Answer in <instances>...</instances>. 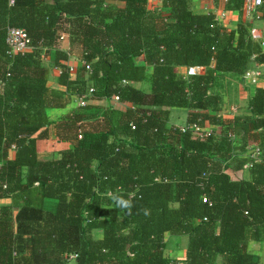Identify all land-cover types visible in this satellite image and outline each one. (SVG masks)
Listing matches in <instances>:
<instances>
[{"label": "trees", "instance_id": "obj_1", "mask_svg": "<svg viewBox=\"0 0 264 264\" xmlns=\"http://www.w3.org/2000/svg\"><path fill=\"white\" fill-rule=\"evenodd\" d=\"M148 2L0 0V199L11 200L0 204V264H68L70 254L75 264H259L250 243L264 241V87L232 118L218 89L252 57L264 62V49L245 22L230 29L190 0H163L169 16ZM10 27L26 30L33 48L9 55ZM43 54L66 90L48 85ZM193 65L205 73L176 71ZM90 87L89 101L117 95L130 105L88 102L66 114L53 133L71 146L43 156L47 109ZM173 108L187 110L184 126L170 125ZM208 123L221 131L192 128ZM250 144L257 161L244 155ZM246 163L251 178L238 174ZM167 232L188 236L185 258L166 256Z\"/></svg>", "mask_w": 264, "mask_h": 264}, {"label": "crops", "instance_id": "obj_2", "mask_svg": "<svg viewBox=\"0 0 264 264\" xmlns=\"http://www.w3.org/2000/svg\"><path fill=\"white\" fill-rule=\"evenodd\" d=\"M226 1L227 0H190V3L195 12L213 13L216 19L220 23L224 24L230 29H236L238 27L239 22L247 23L249 25V29L252 37L255 40L259 41L264 49V13L260 10V6H256L250 13H248L245 11V2L247 0L244 1L243 7L241 9H227L225 6ZM154 4L157 6L154 7L155 6ZM148 7L151 10L160 11L166 16H169L171 14V9L169 7L163 6V0H154L153 4H152V0H149ZM65 41L63 40L62 46L68 47L69 42L66 41L67 42L66 45ZM43 59H44L43 60L44 65L50 68V78L48 81V85L51 88L66 90V87L59 83L60 70L54 67L51 60V56L43 54ZM144 60H145L144 56H139L137 58V62L140 64L145 63ZM80 63H81V59L78 57L76 52L72 53L68 60V64L74 66V68L76 69V67H78ZM186 68H187L186 66H178L176 67V71L178 74L185 77ZM74 71H72L71 73L72 78L76 77V72ZM205 71L206 68L203 73H205ZM247 72H255L258 74H256L253 77L252 76L250 77L247 76ZM221 81L223 86L220 89H218V91L222 96V104H221L222 114L225 117L232 118L239 113H248L250 96L255 93V90L258 87H264V62H259L255 59V57H252L245 74H243L242 76L229 74L226 75L225 78H222ZM138 86H140V84H138ZM144 88L148 89V86ZM79 97L80 96H72L71 102L65 108L51 107L47 109V113L52 122V124L50 125L51 131L49 138L38 140V145L42 143L43 140H45L46 142L48 141L47 143H54V141L52 140L53 138L51 139V136L56 137L53 134L54 122L58 121L59 119H61V117L65 116L66 114L71 113L74 106L78 103ZM89 102L97 104L102 107H106L108 105L113 104V106H116L121 110H125L126 106L130 105V104H124L122 102H116L114 101L113 98L112 100L94 99ZM170 118H171L170 125L175 124V125L184 126L187 121V110L183 108H177L175 110V108H173L171 111ZM203 129L209 131L215 130L217 132L221 131L220 126H216L209 123ZM56 145L60 149L55 151V155H54L55 157H59L60 155L59 151L61 149L68 148L71 146L69 142H61L60 140H58L57 137H56ZM256 148H258V146L255 144L248 145L246 152H244V155L249 156V158L253 160V158L251 157V153ZM238 174L245 178H251L250 167L244 166V169L240 171ZM10 202L11 200L9 198L0 199V204H7ZM102 235H103L102 230L95 231V236L97 238H101ZM165 239L167 241V247L165 248L166 256L175 259L185 258L186 248L188 243L187 235H172L170 232H167L165 235ZM250 250L256 256L257 260L259 261V264H264V241L251 242ZM76 257L77 255L74 254V256L71 259H69L68 264H75Z\"/></svg>", "mask_w": 264, "mask_h": 264}, {"label": "built area", "instance_id": "obj_3", "mask_svg": "<svg viewBox=\"0 0 264 264\" xmlns=\"http://www.w3.org/2000/svg\"><path fill=\"white\" fill-rule=\"evenodd\" d=\"M263 3V0H247L245 2V11L250 13L256 6H260ZM65 35L62 34V38H64ZM7 44L9 46V50H8V54L9 55H14L17 53H24L26 51H29L30 49L33 48V42L31 37L28 35V33L26 32V30H24L23 28L20 27H10L8 30V34H7ZM89 67V65H87ZM74 66L70 65V70L74 71ZM205 70L204 66H200V65H193V66H189L186 68L185 71V77H189L191 75H197V74H202ZM258 73L255 72H247V76H255ZM126 83V81H125ZM95 92V88L94 87H90L89 91L80 96L79 100H80V105L84 106L89 102L90 97H92L94 95ZM114 101L119 102L120 101V97L115 95L113 97ZM192 128L197 129V130H202L203 128L197 127V126H193ZM204 130V129H203ZM259 154H260V149L256 148L255 150H253V152L251 153V157L254 160H258L259 158ZM251 163H247L245 165V167H250ZM204 200L207 201V198L204 197ZM74 256V254H70L68 256V259H71Z\"/></svg>", "mask_w": 264, "mask_h": 264}, {"label": "rangeland", "instance_id": "obj_4", "mask_svg": "<svg viewBox=\"0 0 264 264\" xmlns=\"http://www.w3.org/2000/svg\"><path fill=\"white\" fill-rule=\"evenodd\" d=\"M154 3V0H152V4ZM155 5V4H154ZM157 5H155L154 7H156ZM68 41L67 37L66 38H63V40L65 41ZM65 41V44L67 43ZM67 45V44H66ZM47 61V60H45ZM80 100H78V103L74 106L72 112H75V111H80V112H83L84 111V108H82L83 106H81L80 104ZM177 108H175L176 110ZM88 112V111H87ZM54 134V133H53ZM55 136V135H54ZM53 138V139H52ZM51 139L54 141V143H47L45 140L42 141V143L39 144V148H40V151L41 153L43 154V156H49V155H52L54 156L55 155V151L56 150H59L60 148L56 145V137H52L51 136ZM50 141V140H49Z\"/></svg>", "mask_w": 264, "mask_h": 264}, {"label": "clouds", "instance_id": "obj_5", "mask_svg": "<svg viewBox=\"0 0 264 264\" xmlns=\"http://www.w3.org/2000/svg\"><path fill=\"white\" fill-rule=\"evenodd\" d=\"M113 199L116 201L117 205L120 206V207L127 208V207L130 206L129 202L126 201V200L120 199L118 197H113Z\"/></svg>", "mask_w": 264, "mask_h": 264}]
</instances>
